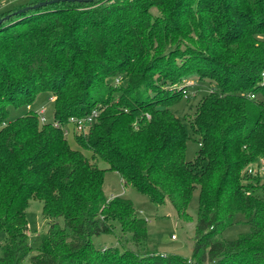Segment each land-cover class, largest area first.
Wrapping results in <instances>:
<instances>
[{
	"label": "trees",
	"instance_id": "obj_1",
	"mask_svg": "<svg viewBox=\"0 0 264 264\" xmlns=\"http://www.w3.org/2000/svg\"><path fill=\"white\" fill-rule=\"evenodd\" d=\"M110 1L12 14L35 0L0 13L11 14L0 24V264H22L31 249V198L49 226L29 264H264V172L249 171L264 160V0ZM154 8L179 21H151ZM180 38L196 46L182 60L168 48ZM118 70L124 84H105ZM186 78L213 88L188 118L200 146L192 161L187 128L171 110L182 89L165 88ZM40 92L54 97L51 121L31 109L8 119L9 105L30 106ZM92 108L94 124L73 132L86 156L54 122ZM105 170L155 205L168 200L185 221L198 188L190 258L149 251L147 222L132 201L104 194ZM238 213L250 231L223 239ZM108 233L119 246L96 248L92 237Z\"/></svg>",
	"mask_w": 264,
	"mask_h": 264
},
{
	"label": "rangeland",
	"instance_id": "obj_2",
	"mask_svg": "<svg viewBox=\"0 0 264 264\" xmlns=\"http://www.w3.org/2000/svg\"><path fill=\"white\" fill-rule=\"evenodd\" d=\"M35 0H0V13L5 12L11 8L18 7L21 4L33 2ZM37 2L42 0H36ZM110 2H113L111 0ZM190 2V0L188 1ZM168 5L172 4V0L167 2ZM99 3L95 6L88 7H79L80 9H94L97 8ZM78 8V7H77ZM154 14L151 15V21H154L155 17H160V21L164 23L167 19H172L174 22H178L177 18L171 13H161L159 9H153ZM0 18H2L0 16ZM159 21V20H158ZM264 38V34L261 36ZM188 46H194L189 40L180 38L176 41V45L169 44L168 48H173L175 51L183 52L180 55V59H184L187 57V53H185L186 48ZM157 48L155 52L159 54L162 52V49ZM154 77H157V71L155 72ZM118 79L119 83L116 85L115 80ZM191 79V78H187ZM110 82L113 86H120V84H124V75L122 72L116 71V73L112 77H108L105 81ZM197 81V80H196ZM158 84L160 81L157 80ZM182 82V81H181ZM180 82V83H181ZM264 83V76H263ZM176 84L165 85L167 90H174ZM199 86H194L190 88V93L187 98H182L180 101L171 106V110L173 113L181 119L185 127L187 128L188 139L186 141V151L185 157L187 160L192 161L199 150L198 136L195 135L188 122V118L193 114L195 110V106L199 101L200 97L208 92L207 85L201 84L197 81ZM195 94H194V93ZM29 109L39 113L41 109H44V115L47 121H51L53 119V103L49 99V95L47 92H40L37 94L34 102L30 104L29 108L27 105L22 106H8V119H14L16 117L24 115ZM66 138L69 145L74 149L81 150L86 156H90L91 152L88 149H85L78 145L73 132L71 131L72 126L68 125L67 127ZM97 164L102 169H107L108 164L102 160L98 159ZM263 171V169L261 170ZM104 194L107 198L113 196H120L127 199H130L136 208V211L139 216L144 218L147 222V240L146 246L149 251H156L159 254H177L186 258H190L193 250V237H194V224L197 219V208H198V188H196L193 192L191 201L188 206V213L190 215V220L185 221L177 217L175 209L171 205V203L167 200L162 205L153 204L149 198L140 192H137L130 186H125L120 176L117 172L111 170H105L104 172V184H103ZM27 220H28V230L27 234L29 237V242L31 245V249L29 250L28 255L23 259L22 264H29L28 259L31 255L37 252L40 236L42 233H45L48 229L49 223L42 216V202L38 199L31 198L28 201V207L26 211ZM60 225H63L62 218L58 219ZM115 230L119 231V225L115 223ZM250 231L249 218L244 214L238 213L235 215L234 222L232 225L226 227L222 231V237L225 240H235L238 238L240 234L247 233ZM171 236H174L172 238ZM4 240V233L0 231V245ZM92 241L96 248L102 249L111 246H119L117 238L115 234H100L98 236H93ZM124 246L137 249L132 241L126 240L124 242ZM139 250V249H138ZM144 249H141L143 252ZM1 254V250H0ZM207 264V263H203Z\"/></svg>",
	"mask_w": 264,
	"mask_h": 264
},
{
	"label": "built area",
	"instance_id": "obj_3",
	"mask_svg": "<svg viewBox=\"0 0 264 264\" xmlns=\"http://www.w3.org/2000/svg\"><path fill=\"white\" fill-rule=\"evenodd\" d=\"M263 76H264V71L262 72V77ZM118 83H119V80L116 79L115 84L117 85ZM196 85L199 86V84H197L196 79H194V78L187 79L186 78V79H183L181 83L175 85L174 88L182 89L183 97L187 98L189 93H190V88H193ZM207 89H208V92H211L213 90L212 87H207ZM248 96L250 98H254V94H249ZM49 99L51 101H53L54 97H50ZM28 108H29V106H28ZM98 114H99V110L97 108H92L90 110V112L84 116H80V117L71 116V117H69L68 122L65 125H61L58 122H54V125L60 126L62 128L65 136L68 132L67 128H66L68 125L72 126V128H71L72 132L83 133L94 124ZM37 115H38L40 122H46L47 121V119L44 115V109H41L40 112L37 113ZM262 169H263V171H261ZM249 171L250 172L254 171V172L263 173L264 172V160H260L259 165L257 167L255 166L254 169H249ZM189 262L192 263V261H190V260H189Z\"/></svg>",
	"mask_w": 264,
	"mask_h": 264
},
{
	"label": "water",
	"instance_id": "obj_4",
	"mask_svg": "<svg viewBox=\"0 0 264 264\" xmlns=\"http://www.w3.org/2000/svg\"><path fill=\"white\" fill-rule=\"evenodd\" d=\"M64 1H68V2H75V1L76 2H91L93 0H42V1L36 2V3L32 4V5H27V6H24L22 8H19L16 11L12 12V14L22 13V12L30 10V9H37V8L46 6L48 4L64 2ZM10 16H11V14H6L2 18H0V24L4 20L8 19Z\"/></svg>",
	"mask_w": 264,
	"mask_h": 264
},
{
	"label": "crops",
	"instance_id": "obj_5",
	"mask_svg": "<svg viewBox=\"0 0 264 264\" xmlns=\"http://www.w3.org/2000/svg\"><path fill=\"white\" fill-rule=\"evenodd\" d=\"M121 179V178H120ZM122 181V180H121ZM172 238H174V236H171Z\"/></svg>",
	"mask_w": 264,
	"mask_h": 264
}]
</instances>
